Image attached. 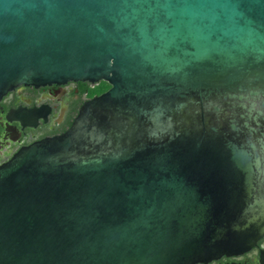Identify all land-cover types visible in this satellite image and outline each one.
Instances as JSON below:
<instances>
[{
  "label": "water",
  "instance_id": "95a60500",
  "mask_svg": "<svg viewBox=\"0 0 264 264\" xmlns=\"http://www.w3.org/2000/svg\"><path fill=\"white\" fill-rule=\"evenodd\" d=\"M107 82L0 166V264H198L264 237V0H0V100Z\"/></svg>",
  "mask_w": 264,
  "mask_h": 264
},
{
  "label": "flooded vegetation",
  "instance_id": "af4514ba",
  "mask_svg": "<svg viewBox=\"0 0 264 264\" xmlns=\"http://www.w3.org/2000/svg\"><path fill=\"white\" fill-rule=\"evenodd\" d=\"M100 83L21 85L0 100V166L22 149L66 133L86 102L101 95ZM198 264H264V237L239 255Z\"/></svg>",
  "mask_w": 264,
  "mask_h": 264
},
{
  "label": "trees",
  "instance_id": "16d2710c",
  "mask_svg": "<svg viewBox=\"0 0 264 264\" xmlns=\"http://www.w3.org/2000/svg\"><path fill=\"white\" fill-rule=\"evenodd\" d=\"M110 88L111 86L107 82H100L98 86V92L103 94L106 91H108Z\"/></svg>",
  "mask_w": 264,
  "mask_h": 264
}]
</instances>
